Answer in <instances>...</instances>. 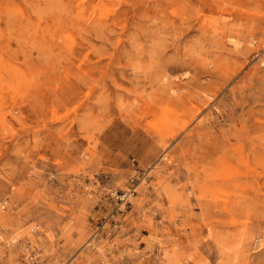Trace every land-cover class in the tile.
I'll return each mask as SVG.
<instances>
[{
    "label": "rangeland",
    "instance_id": "rangeland-1",
    "mask_svg": "<svg viewBox=\"0 0 264 264\" xmlns=\"http://www.w3.org/2000/svg\"><path fill=\"white\" fill-rule=\"evenodd\" d=\"M0 264H264V0H0Z\"/></svg>",
    "mask_w": 264,
    "mask_h": 264
},
{
    "label": "built area",
    "instance_id": "built-area-1",
    "mask_svg": "<svg viewBox=\"0 0 264 264\" xmlns=\"http://www.w3.org/2000/svg\"><path fill=\"white\" fill-rule=\"evenodd\" d=\"M113 194H115L118 197H121L122 199H128L131 195L135 194L134 189H131L129 191H124L122 193H118V191H115Z\"/></svg>",
    "mask_w": 264,
    "mask_h": 264
},
{
    "label": "bare ground",
    "instance_id": "bare-ground-1",
    "mask_svg": "<svg viewBox=\"0 0 264 264\" xmlns=\"http://www.w3.org/2000/svg\"><path fill=\"white\" fill-rule=\"evenodd\" d=\"M95 244V243H94Z\"/></svg>",
    "mask_w": 264,
    "mask_h": 264
}]
</instances>
